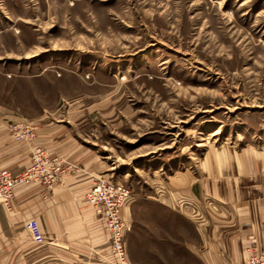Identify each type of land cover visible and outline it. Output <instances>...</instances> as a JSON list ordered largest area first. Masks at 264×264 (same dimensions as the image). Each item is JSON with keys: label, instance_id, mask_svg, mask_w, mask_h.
I'll return each instance as SVG.
<instances>
[{"label": "rangeland", "instance_id": "rangeland-1", "mask_svg": "<svg viewBox=\"0 0 264 264\" xmlns=\"http://www.w3.org/2000/svg\"><path fill=\"white\" fill-rule=\"evenodd\" d=\"M0 110L106 150L98 177L130 189L127 264H201L176 256L185 211L200 245L233 221V193L252 210L244 264L251 238L261 250L264 0H0Z\"/></svg>", "mask_w": 264, "mask_h": 264}, {"label": "crops", "instance_id": "crops-1", "mask_svg": "<svg viewBox=\"0 0 264 264\" xmlns=\"http://www.w3.org/2000/svg\"><path fill=\"white\" fill-rule=\"evenodd\" d=\"M16 121H30L36 126L33 141H16L12 137L7 125ZM84 140L76 137L71 128L50 124L46 113L26 118L16 111L0 110L1 167L21 171L30 162L34 143L79 167L62 175L50 187L35 182L19 185L11 206L0 205V264L112 263L109 232L84 195L94 179L105 175L115 163L113 160L111 163L106 150L101 151L93 142ZM184 191L189 194L178 193V197L199 196L192 189ZM217 196L224 204L229 203L228 197L218 192ZM240 198L233 193L232 207L236 215L230 225L219 226L214 232L198 228L200 245L193 242L192 218L185 211L190 235L187 238L185 232L184 239L177 242L182 252L176 256L183 257L185 263L195 256L201 264H244L242 245L247 242L244 232L248 228L241 225L242 215H250L252 210ZM257 202L261 215L260 225H256L258 243L264 252V197L254 200ZM170 208L182 213L173 205ZM224 208L227 207L224 205Z\"/></svg>", "mask_w": 264, "mask_h": 264}, {"label": "built area", "instance_id": "built-area-1", "mask_svg": "<svg viewBox=\"0 0 264 264\" xmlns=\"http://www.w3.org/2000/svg\"><path fill=\"white\" fill-rule=\"evenodd\" d=\"M7 128L16 141H33L36 136V126L30 121L10 122ZM68 170H71L70 163L34 143L30 162L21 171L16 173L0 166V205L11 206L17 186L35 182L50 187ZM84 197L104 222L117 263L127 264L124 238L128 225L121 215V208L129 202V187L100 176L92 182ZM248 242L247 264H264V254L256 248L255 239Z\"/></svg>", "mask_w": 264, "mask_h": 264}, {"label": "bare ground", "instance_id": "bare-ground-1", "mask_svg": "<svg viewBox=\"0 0 264 264\" xmlns=\"http://www.w3.org/2000/svg\"><path fill=\"white\" fill-rule=\"evenodd\" d=\"M219 131V130H218ZM215 133H216V131H215Z\"/></svg>", "mask_w": 264, "mask_h": 264}]
</instances>
